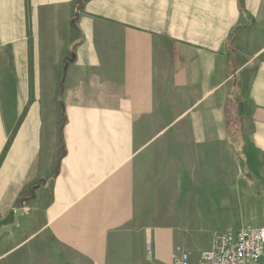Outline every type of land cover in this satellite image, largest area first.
I'll list each match as a JSON object with an SVG mask.
<instances>
[{"label": "crops", "instance_id": "0c3cea01", "mask_svg": "<svg viewBox=\"0 0 264 264\" xmlns=\"http://www.w3.org/2000/svg\"><path fill=\"white\" fill-rule=\"evenodd\" d=\"M20 210L0 264H200L219 210L263 227L264 0H0V229Z\"/></svg>", "mask_w": 264, "mask_h": 264}, {"label": "built area", "instance_id": "2783aa9c", "mask_svg": "<svg viewBox=\"0 0 264 264\" xmlns=\"http://www.w3.org/2000/svg\"><path fill=\"white\" fill-rule=\"evenodd\" d=\"M175 264H189L185 252L172 256ZM200 264H264V226L214 233L211 247L201 253Z\"/></svg>", "mask_w": 264, "mask_h": 264}, {"label": "rangeland", "instance_id": "374dc122", "mask_svg": "<svg viewBox=\"0 0 264 264\" xmlns=\"http://www.w3.org/2000/svg\"><path fill=\"white\" fill-rule=\"evenodd\" d=\"M204 120H205V118L203 116L202 121L204 122ZM223 160L226 161V157H224ZM172 182H173V180H172ZM144 188H146V184H144ZM185 195L187 197V203L189 204V198H188V195L187 194H181L180 196L181 197H184ZM171 196H173V195H171ZM171 196H170V194L169 195H162V194L159 193V194L155 195V197L160 198L159 201L156 200L154 203H150V202L145 203V206L147 208L145 210V213H146L145 216L148 217L151 220V222H154L155 223L154 224V227H163V226H165V225H163V223H164L163 219H164V217L167 216L166 214L169 213V212H170V214H169L170 217H176L177 216L175 210H166V209H163L165 206H167V204L164 201H162L163 198L164 197L165 198L166 197H170L171 198ZM189 196H191V195H189ZM141 204H142V201L139 202V205H141ZM222 212L223 211L219 210V213H220L219 216H220V222L221 223H219L217 225L218 226V229H216V233L217 232L225 231V230H227V227H231V226H232V228L236 229L237 227H234L233 225H230V224H227L226 223L225 217L223 216V213ZM221 218H223V219H221ZM142 227H145V226H142ZM209 235H210L211 242H212L213 237L211 236V233ZM211 242H210V245L208 246V248L211 247ZM198 249H199V247L196 246L192 250H193V252H198ZM200 257H201V254H200Z\"/></svg>", "mask_w": 264, "mask_h": 264}, {"label": "water", "instance_id": "95a60500", "mask_svg": "<svg viewBox=\"0 0 264 264\" xmlns=\"http://www.w3.org/2000/svg\"><path fill=\"white\" fill-rule=\"evenodd\" d=\"M23 214V211L20 210L16 212L15 218H14V223L9 225L7 228H1L0 229V237H2L4 234L10 233L15 227L18 226L19 224V217Z\"/></svg>", "mask_w": 264, "mask_h": 264}]
</instances>
